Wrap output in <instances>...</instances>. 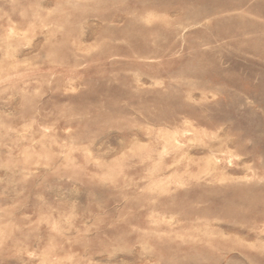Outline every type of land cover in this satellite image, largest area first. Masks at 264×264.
Masks as SVG:
<instances>
[{"label":"rangeland","instance_id":"rangeland-1","mask_svg":"<svg viewBox=\"0 0 264 264\" xmlns=\"http://www.w3.org/2000/svg\"><path fill=\"white\" fill-rule=\"evenodd\" d=\"M0 264H264V0H0Z\"/></svg>","mask_w":264,"mask_h":264}]
</instances>
